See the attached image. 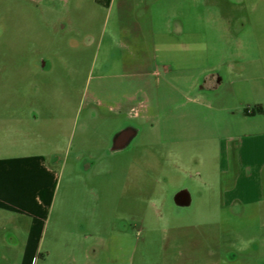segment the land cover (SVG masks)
<instances>
[{
	"label": "rangeland",
	"instance_id": "374dc122",
	"mask_svg": "<svg viewBox=\"0 0 264 264\" xmlns=\"http://www.w3.org/2000/svg\"><path fill=\"white\" fill-rule=\"evenodd\" d=\"M183 6L213 10L219 23L189 15L202 30L173 33L174 45L154 50L160 36L141 18L132 49L150 71L139 80L134 66H120L126 39L109 32L113 18L106 23L95 0H0V156L58 161L31 264H264V202H229L222 171L231 135L250 123L264 130V115L257 123L241 114L264 101V0ZM210 70L224 81L196 91ZM125 93L142 104L130 119L140 132L112 151ZM181 189L188 205L173 200ZM2 244L0 264H19L20 252Z\"/></svg>",
	"mask_w": 264,
	"mask_h": 264
},
{
	"label": "crops",
	"instance_id": "0c3cea01",
	"mask_svg": "<svg viewBox=\"0 0 264 264\" xmlns=\"http://www.w3.org/2000/svg\"><path fill=\"white\" fill-rule=\"evenodd\" d=\"M95 1L106 8V23L109 17L113 18L115 27L110 26L109 32L116 35L123 33L126 39L124 45L130 51L128 57H121L120 66H134L136 69L132 75L138 76L139 80H142L143 76L150 71L149 69H140V59L136 57V54H133L132 49L137 43L134 38L136 28L133 29V26L138 27L141 18L144 19L145 26L153 35L160 36L158 42L155 38L152 39L154 50L156 43L165 47L174 45L170 38L173 33H177V35L184 32L197 34L195 32L202 30L201 27H198L201 20L207 19L211 23L214 21L219 23V14L213 10L198 12L183 8V3L188 0ZM192 1L198 3L203 0ZM137 7L142 8L143 12L136 19L134 10ZM189 15L200 19L198 23H195V27L188 26L186 19ZM175 43L184 49L189 47L188 42L180 38ZM152 58L155 60L156 53L152 55ZM151 71L155 72L156 70L154 68ZM116 74L107 72L105 77L111 78L117 76ZM199 77H201L200 81ZM199 77L196 79V91H202L205 88L214 90L224 81V75L219 70L202 72ZM199 94L201 93L199 92ZM123 96L126 98L120 107L124 110L141 107L140 102L133 104L132 94L125 93ZM241 114L258 123L264 115V101L254 100L252 107H247ZM254 126L250 123L245 133L231 135L228 150L224 152L225 156L222 160L226 164L222 171L228 174V186L224 188L223 194L228 195L229 202L249 204L264 202V130H256L253 128ZM257 126L262 128L259 124ZM111 150L118 151L119 148H111ZM56 159L57 157H53V155L46 158L43 154L37 153L0 156V244L4 242L2 246L9 252V255L13 251L20 252L19 264H31L35 256L43 249L47 230L44 215L50 205L56 181L58 165ZM21 233H24L22 242Z\"/></svg>",
	"mask_w": 264,
	"mask_h": 264
},
{
	"label": "flooded vegetation",
	"instance_id": "af4514ba",
	"mask_svg": "<svg viewBox=\"0 0 264 264\" xmlns=\"http://www.w3.org/2000/svg\"><path fill=\"white\" fill-rule=\"evenodd\" d=\"M140 107H132L128 110H124L123 108H120L119 114L122 115V118L124 119L121 126H119V135L116 137H113V141L111 144V148H119V152H123L127 149L133 142V140L138 136L140 129L135 126V124H132L130 119L139 117L141 114L143 115V112L140 111ZM187 201V198L185 196H181L178 198L177 203H184ZM191 201V198H190ZM183 206V205H182Z\"/></svg>",
	"mask_w": 264,
	"mask_h": 264
},
{
	"label": "water",
	"instance_id": "95a60500",
	"mask_svg": "<svg viewBox=\"0 0 264 264\" xmlns=\"http://www.w3.org/2000/svg\"><path fill=\"white\" fill-rule=\"evenodd\" d=\"M118 135H119V130L114 134V137ZM181 196H185V198H187V201L184 203H177L178 198H180ZM173 200L178 205H183V206L188 205L190 203V194L186 189H181L173 195Z\"/></svg>",
	"mask_w": 264,
	"mask_h": 264
}]
</instances>
